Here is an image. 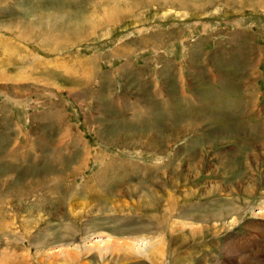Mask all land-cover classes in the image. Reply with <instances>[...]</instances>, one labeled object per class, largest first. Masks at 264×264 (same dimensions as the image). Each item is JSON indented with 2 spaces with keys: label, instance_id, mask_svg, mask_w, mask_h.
<instances>
[{
  "label": "rangeland",
  "instance_id": "obj_1",
  "mask_svg": "<svg viewBox=\"0 0 264 264\" xmlns=\"http://www.w3.org/2000/svg\"><path fill=\"white\" fill-rule=\"evenodd\" d=\"M262 79L264 0H0V264H264Z\"/></svg>",
  "mask_w": 264,
  "mask_h": 264
},
{
  "label": "crops",
  "instance_id": "obj_2",
  "mask_svg": "<svg viewBox=\"0 0 264 264\" xmlns=\"http://www.w3.org/2000/svg\"><path fill=\"white\" fill-rule=\"evenodd\" d=\"M46 25H48L49 26V23H47ZM81 36V35H80ZM250 48V47H249ZM225 63V62H224ZM223 63V64H224ZM192 64H193V62H192ZM131 61H124L123 63H121L120 65H118L119 67H118V69H120L122 72H124V71H127V70H129V69H131ZM190 65V64H189ZM189 65H188V67H189ZM192 67H193V65H192ZM208 68H209V70L206 72V75L205 76H209V74H210V72H214L213 74H214V78H216L217 79V82H219V85H220V87H219V91H223V90H226V84H227V82H223V84L221 85L220 83H221V77H226V76H228V73H222V72H220V71H216V68H215V66H214V64H210V66H208ZM166 68H161V71H164L163 72V75H165V77H166V70H165ZM186 69H187V67H186ZM179 70V72H178V75H179V78H180V80L182 81V82H184V78H183V76L185 77V75H184V71L182 72L181 71V69H178ZM225 70V69H224ZM187 71H189V70H187ZM131 71H129V73H130ZM138 72V71H137ZM193 71H192V69L190 70V75H193ZM131 75V77H135L134 76V74L131 72L130 73ZM211 75V74H210ZM240 76V75H239ZM260 78V77H259ZM246 79V78H245ZM186 80V79H185ZM258 80V79H257ZM262 81L264 82V79H262ZM207 82H208V79H207ZM161 90H162V88H161ZM263 90H264V88H263ZM224 92V91H223ZM251 93H252V91H250ZM255 92V91H254ZM261 92V91H260ZM261 95H263V93L261 92ZM227 97V96H226ZM225 97V98H226ZM262 99V97H260V96H258V98H254V96H245V97H242V98H240V100H243V103H248V104H250L251 105V103H252V105H256L255 103H254V100L255 101H258V100H261ZM224 99H219V101H222V102H224L223 101ZM237 102H239L238 100H236ZM225 103H226V101H225ZM225 103H223V105H226V106H230V102H227L226 104ZM236 102H232V105L231 106H233L234 104H235ZM254 106L251 108L252 110L254 109ZM16 128V127H15ZM16 131V130H15ZM21 145V144H20ZM22 146V145H21ZM5 157V156H4Z\"/></svg>",
  "mask_w": 264,
  "mask_h": 264
},
{
  "label": "bare ground",
  "instance_id": "obj_3",
  "mask_svg": "<svg viewBox=\"0 0 264 264\" xmlns=\"http://www.w3.org/2000/svg\"><path fill=\"white\" fill-rule=\"evenodd\" d=\"M99 3V2H98ZM97 3V4H98ZM116 3V2H115ZM117 4V3H116ZM98 6L97 5H95V8H97ZM112 8H115V6L114 5H112ZM99 9V8H98ZM101 11V10H100ZM95 12V11H94ZM93 12V13H94ZM98 13V12H97ZM91 15V14H90ZM98 14H96V16H97ZM103 17H105L104 18V20H107V21H110V20H112V19H116L118 16V14L114 11V10H106V9H104L103 10ZM99 17V16H98ZM94 20H95V18H94ZM87 21V22H86ZM92 18H91V16H88L83 22H84V24H83V26H85V27H87V28H94V26H93V23H92ZM86 29V28H85ZM52 30V29H51ZM49 31H50V29H49ZM63 180V179H62ZM55 184H57V183H55ZM58 185V184H57ZM56 185V186H57ZM58 190V189H57ZM128 192V191H127ZM130 192V191H129ZM134 192V191H133ZM127 194H129V193H127ZM130 195H132V194H130ZM75 226V225H74ZM70 228H71V230L69 231V236H70V238H73L74 237V232H73V236L71 237V234H72V231H73V229H75L76 227H73V226H70ZM76 230V229H75ZM138 249V248H137Z\"/></svg>",
  "mask_w": 264,
  "mask_h": 264
}]
</instances>
